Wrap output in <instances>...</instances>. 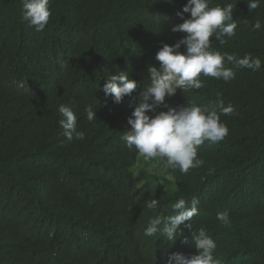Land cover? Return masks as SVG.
<instances>
[{"label": "trees", "instance_id": "16d2710c", "mask_svg": "<svg viewBox=\"0 0 264 264\" xmlns=\"http://www.w3.org/2000/svg\"><path fill=\"white\" fill-rule=\"evenodd\" d=\"M186 2L50 0L48 24L37 32L22 21L21 0H0V264H166L173 252L190 256L197 250L183 224L175 242L143 234L151 216L181 197L198 198L193 230L203 227L215 241L219 264H264V2L251 12L246 0L210 5L233 3L237 21L236 35L223 45L210 38L212 48L259 57V71L234 69L227 82L201 75L202 89L166 97L171 106L205 105L219 93L235 108L220 115L228 135L199 146L200 167L184 174L145 161L120 139L149 82L147 67H159L157 51L184 35L171 26L183 22L177 12ZM257 19L262 28L252 30ZM120 70L138 88L116 103L102 85ZM61 104L73 108L83 141L66 140ZM88 104L97 105L91 122ZM152 198L155 210L146 208ZM225 210L227 225L216 219Z\"/></svg>", "mask_w": 264, "mask_h": 264}, {"label": "clouds", "instance_id": "9594fccd", "mask_svg": "<svg viewBox=\"0 0 264 264\" xmlns=\"http://www.w3.org/2000/svg\"><path fill=\"white\" fill-rule=\"evenodd\" d=\"M262 2L264 0H246L249 12L258 9ZM21 3L22 21L37 32L43 31L51 15L50 0H21ZM210 5L211 0H187L182 10L177 12L183 22L173 24L171 31L184 35L174 44L164 43L157 51L155 59L159 61V67H147L149 82L142 86L135 99L134 110L127 119L129 127L120 137L129 148L134 147L145 161L157 158L165 162L166 168L178 169L184 174L201 166L199 146L206 141L218 143L228 135L229 129L220 120V115H233L235 108L231 104L225 106L219 93L215 101L205 105L192 101L171 106L166 102V97L175 95L177 90L187 93L202 89L201 75L227 82L235 78L234 69L259 71L262 67L259 57L250 54L239 57L212 48L210 38L214 37L223 45L226 37L236 35L237 21L233 18V3ZM185 13L190 15L185 18ZM261 28V22L257 19L252 30ZM225 62L233 67H227ZM100 88L99 84L97 90ZM137 88V82L123 70L110 74L102 85L105 96H110L116 103H120L125 96L131 97ZM95 108L91 104L84 107L86 119L90 122L97 119ZM58 111L61 117L58 123L64 130L66 140L83 141L85 133L77 129V116L73 108L61 104ZM198 205V198L193 197L188 201L181 197L171 203L170 208L149 218L143 230L146 237L160 235L167 241L175 242L181 235L182 224L192 230L190 243L197 250L196 253L186 256L173 252L169 254L166 264H219L214 257L215 241L203 227L198 232L193 230L191 221L198 214ZM158 206L154 198L146 202L148 209L155 210ZM216 219L225 225L230 222L226 210L217 212ZM184 243H189L187 237Z\"/></svg>", "mask_w": 264, "mask_h": 264}, {"label": "rangeland", "instance_id": "374dc122", "mask_svg": "<svg viewBox=\"0 0 264 264\" xmlns=\"http://www.w3.org/2000/svg\"><path fill=\"white\" fill-rule=\"evenodd\" d=\"M146 169H148V170H153V171L155 170V169H154V165H152V166H148Z\"/></svg>", "mask_w": 264, "mask_h": 264}]
</instances>
